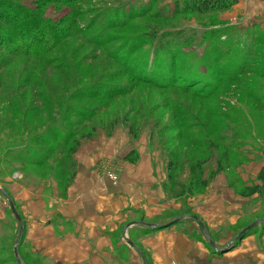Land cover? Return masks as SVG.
<instances>
[{
  "label": "rangeland",
  "instance_id": "rangeland-1",
  "mask_svg": "<svg viewBox=\"0 0 264 264\" xmlns=\"http://www.w3.org/2000/svg\"><path fill=\"white\" fill-rule=\"evenodd\" d=\"M262 3L236 0L227 12L199 15L187 0H0L1 190L9 196L3 185L19 171L23 185L55 182L62 194L76 175L81 146L123 142L115 159L101 161L98 178L116 187L130 176L140 153L160 168L162 191L177 206L150 219L131 213L125 224L131 229L120 226L115 241L127 245L136 259L130 262L120 249L119 264H151L142 240L154 231L142 234V223L186 220L179 230L203 238L211 250L203 230L218 251L253 235L260 240L264 224L240 241L237 236L264 217V197L239 195L258 184L264 166ZM100 91L111 100L101 102ZM67 104L77 110L67 113L77 127L59 125ZM96 109L102 110L83 118ZM92 128L90 138H84ZM51 145L64 149L54 164L51 156L38 166L17 161L23 156L26 162L35 150L46 158ZM68 149L75 151L66 156ZM168 160L177 168L167 169ZM218 164L223 170L211 178ZM3 191L0 205L12 227L2 237L0 264H68L17 243L19 223ZM194 204L231 206L232 221L211 229L192 212Z\"/></svg>",
  "mask_w": 264,
  "mask_h": 264
},
{
  "label": "crops",
  "instance_id": "crops-1",
  "mask_svg": "<svg viewBox=\"0 0 264 264\" xmlns=\"http://www.w3.org/2000/svg\"><path fill=\"white\" fill-rule=\"evenodd\" d=\"M99 144H86L77 151L76 175L62 194L55 182H47L46 186L23 185L22 177L17 176L19 171L15 174L17 177L13 174L3 185L10 197L0 188L5 198L16 200L22 245L27 243L33 252L53 262L119 264L120 249L126 251L130 262H135L131 249L121 241H115L120 226L125 225L135 211L150 219L177 203L169 200L162 191L160 168L149 157L142 159L140 153L139 161L129 167L130 176L123 178L116 187L107 180H100L101 161L115 159V153L125 144L122 142L119 146L113 142L106 148L101 140ZM14 177L17 179L13 180ZM192 206V212L211 229L219 228L224 221H232L229 216L231 206ZM8 215V210L0 205V244L12 227ZM179 222L159 223L153 230L142 229V234L154 231L142 240L151 264H264V235L260 240L254 235L246 237L240 245L222 255V249L211 250L203 238L179 230L181 223L187 221ZM126 226L123 229L129 231L131 227L125 229ZM216 246L220 248V244Z\"/></svg>",
  "mask_w": 264,
  "mask_h": 264
},
{
  "label": "trees",
  "instance_id": "trees-1",
  "mask_svg": "<svg viewBox=\"0 0 264 264\" xmlns=\"http://www.w3.org/2000/svg\"><path fill=\"white\" fill-rule=\"evenodd\" d=\"M51 1V0H49ZM189 7L191 9V11H193L196 14L202 15V14H210V13H224L227 12L228 10H230L235 4H236V0H187ZM147 83L148 85H151V79H147ZM233 80V79H231ZM146 83V84H147ZM159 88H168L169 86L167 84H161L158 85ZM104 87V86H103ZM101 87H96V89H100ZM75 89V88H74ZM93 89V86L90 87L89 90ZM78 90H76V92H74L73 94H69V96L67 97V102L70 101V99H74L78 94ZM97 97H99V100L101 102L103 101H110V95L107 93H104L102 91L97 92ZM124 94H120L118 95V97H116L117 99L123 98ZM62 96V95H61ZM115 98V99H116ZM50 107V106H49ZM58 108V106H55V109ZM76 108L72 105V104H67L65 109H64V113L62 115L61 121H60V126L63 127L64 125H66L67 127H77V124H72V122L67 119V113L73 112L76 113L75 110ZM102 110V109H101ZM100 109H96V110H92V112L87 116L83 117L85 120H90L97 112L101 111ZM56 111V110H55ZM177 113L175 112L174 118L176 119L177 117ZM120 119H115L114 121L116 123H119ZM122 123L125 124L126 120L125 119H121ZM131 128V127H130ZM131 130V129H130ZM95 131V129H91V133L85 134L83 137L84 138H90V136L93 134V132ZM55 133V132H54ZM76 135V134H75ZM59 143H62V145H66L65 142H63L62 140H60ZM78 145V144H77ZM76 145V146H77ZM194 146V145H193ZM192 146V147H193ZM25 148L22 149L21 152L24 151ZM74 149L73 150H67L68 155H71V153H74ZM29 157H31L29 160H26V162H24L25 160L23 159L24 157L20 156L21 158H18L17 161L23 163V167H26L27 165H43L45 164L46 160L48 162V160L52 157V164L55 163V159L57 157H61L64 154V149L63 150H59L56 146L51 145L48 152H47V156L46 158H41L40 152L38 150H35L33 152H29ZM51 156V157H50ZM49 157V158H48ZM130 157V156H129ZM129 157L127 156L126 159L127 160H131L129 159ZM66 158H62L61 162H65ZM134 160H131V162ZM172 161L168 160V165H167V169H170L172 166L176 167L175 165H172ZM177 168V167H176ZM22 166H20V170H22ZM222 167L220 166V164L217 165V169L216 172L211 173L210 177H214L215 175H217L218 173H220V171H222ZM168 179H170V176L168 177ZM257 182L258 184H254L252 186H246L244 188H242V190L239 192V195L243 198H250L253 197L255 195L259 196V197H264V166L260 169L259 173L257 174ZM205 181H201L202 184H204ZM190 188L189 190L185 191V192H190Z\"/></svg>",
  "mask_w": 264,
  "mask_h": 264
},
{
  "label": "water",
  "instance_id": "water-1",
  "mask_svg": "<svg viewBox=\"0 0 264 264\" xmlns=\"http://www.w3.org/2000/svg\"><path fill=\"white\" fill-rule=\"evenodd\" d=\"M8 200H9L10 210H11V212H12L14 218H15V221H16L17 223H19V225H20V222H21L20 216H19V214L17 213V210H16V208H15L13 202L11 201V199L8 198ZM178 221H179V220H178ZM178 221H175V222H172V223H177ZM262 224H264V217H263L261 220H259L258 222H254L253 224H251V225L247 226L245 229H243V230L239 233V235L237 236V237H238V241H240V240L245 236V234L248 233L249 231H251L255 226L262 225ZM141 225H144L146 229H156V228L158 227V226H156V225H154V224H147V223H142ZM127 227H128V226H127ZM203 233H204L205 238L208 240L210 247H211L212 249H215V248H214L213 241L208 237L207 233H206L204 230H203ZM19 241H20V240H19ZM19 241H18L17 243H19ZM235 244H236V240H235V241H232V242H231V243H230V244H229V245H228L223 251L226 252L228 249L234 247ZM130 245L133 246L132 243H130ZM15 249H16V248H14V251H15ZM215 250H216V249H215ZM142 259L145 261L144 256H142Z\"/></svg>",
  "mask_w": 264,
  "mask_h": 264
}]
</instances>
